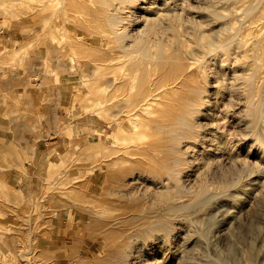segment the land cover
<instances>
[{
    "label": "rangeland",
    "instance_id": "obj_1",
    "mask_svg": "<svg viewBox=\"0 0 264 264\" xmlns=\"http://www.w3.org/2000/svg\"><path fill=\"white\" fill-rule=\"evenodd\" d=\"M138 2L68 0L76 9L65 14L67 18L55 29L51 26V13L55 7L61 9L60 1L54 6L45 1L41 8L39 0H0V264H57L60 261L63 264H202V260L225 256L231 249L237 257L244 256H239L244 262L240 264H264V249H261L264 247V144H257L253 137L249 124L250 103L247 94L242 96L247 82H252L255 90L264 89V0H146L141 3L145 8L137 12ZM116 3L121 6L119 18L110 23L92 11L93 6L107 8ZM77 5L87 9H78ZM146 6L161 8L160 12L163 9L167 14L169 25H157L160 33L148 32V21H144L146 16L142 12ZM39 20L46 21L42 34ZM115 21L123 29L120 41L108 35L111 22ZM197 21L202 25L201 30L216 36L211 55L208 52L204 55L197 48L200 44L193 32ZM208 21L211 22L207 24ZM132 31L142 34V38L146 36L144 43L129 47L130 53L124 58L103 62L102 72L95 73L90 85L99 75L110 76L125 69L134 71V98L127 103L130 106L140 90L149 88L151 80L156 81L158 75L160 83L167 77V81H173L185 75L187 80L182 90L206 97L205 101L195 104L202 111L194 118L199 125L198 137L180 138L178 147L185 163L178 172H169L160 162L144 163L122 176L123 164L114 163L122 151L129 149L133 154L138 151L146 159L159 153L144 144L137 147L138 142L129 139L135 138L134 130L145 126L146 117L133 113L129 126L122 116L121 98L110 96L108 102L85 108L87 101L80 98L85 96L82 90H76L75 84L83 75L80 66L70 60L71 48L77 52L78 62L92 64L104 51L118 54V46L126 42ZM259 32L263 34L260 36ZM220 35L222 38L218 40ZM155 37L163 44L162 51L155 46L148 47V39L155 40ZM95 39L109 41L108 46L100 45ZM195 49L198 54L202 53L204 61ZM240 54L248 56L246 65L240 60ZM138 61L142 64L135 69ZM238 77H243V83ZM234 84L239 89H234ZM98 90L104 94L102 88ZM106 90L110 95L112 89ZM71 92L80 95L75 94L73 99ZM157 98L150 109L178 108L173 101ZM206 99L210 101L207 103ZM257 127L264 135L263 116ZM151 129L154 133L159 131ZM41 135L55 136L58 145L53 151L49 146L41 147ZM87 147L104 159V171L96 169L92 173L91 157L85 154ZM44 157L59 163L58 181H64L62 189L68 191L67 197L57 193L54 177L46 179L41 160ZM120 175L127 182L131 180L127 186L134 187L135 194L146 203L145 214L149 213L146 216L166 223L168 234H158L161 231L155 229L132 230L129 219L121 218L120 224H111L104 217L103 211L108 205L105 202L119 184ZM90 182V191H87L84 185ZM225 182L226 192L207 206H190L174 215L162 213L163 201L157 199L160 190L173 193L177 187V193L182 195L179 200L192 202L198 192L217 191L219 184ZM253 243L258 254L246 257L244 254ZM188 253L192 260H188ZM63 256L68 257V263L61 260Z\"/></svg>",
    "mask_w": 264,
    "mask_h": 264
},
{
    "label": "bare ground",
    "instance_id": "obj_2",
    "mask_svg": "<svg viewBox=\"0 0 264 264\" xmlns=\"http://www.w3.org/2000/svg\"><path fill=\"white\" fill-rule=\"evenodd\" d=\"M45 1L49 4V5H53L55 4V2L60 1L61 3H63V6L60 8H54L52 13H51V26L53 28H58V26H60V21H63L64 19L67 18V16H65V14H69L71 13L74 9H76L75 6H72L70 3H67L68 0H39L40 2V7L44 8L45 6ZM89 1V0H88ZM137 1V0H136ZM140 4H136L135 7V11H141L145 8V5L141 4V3H145L146 0H138ZM256 1V0H255ZM251 2V1H250ZM263 2V1H262ZM261 2V3H262ZM152 3V2H151ZM162 4V3H161ZM160 4V6H161ZM258 4V2H257ZM259 5H261L259 3ZM258 5V6H259ZM159 6V5H158ZM257 6V9H258ZM92 7V6H91ZM147 7V6H146ZM260 7V6H259ZM262 7V6H261ZM260 7V8H261ZM78 9L84 8L85 10L87 9L86 6L83 5H77ZM94 9H92V11H94L95 13H98V17H102L101 19L105 20L107 19L108 22L110 23V21H113V19H118V12L121 9V6L116 3L115 5L109 6V7H105V8H99V7H94ZM256 8V7H255ZM255 8H253L254 11L257 12V9L255 10ZM259 8V9H260ZM168 9V8H166ZM258 9V11H260ZM262 9V8H261ZM91 10V9H89ZM161 8H154L152 7H147L143 12L144 15V21H148L147 23V27H148V32L150 33H158L159 30L161 31V29L157 28V25H160V23H165L167 25L168 21L167 18L165 17V15H167L166 13H164V10L162 9L163 13L160 12ZM264 10V8H263ZM252 11V10H249ZM89 12V11H88ZM141 12V13H142ZM140 13V14H141ZM249 13V12H248ZM247 13V14H248ZM262 13V12H261ZM260 13V14H261ZM64 14V16H63ZM88 14V13H87ZM143 14L141 16H143ZM180 14V13H179ZM244 14V13H243ZM246 14V15H247ZM217 15V13H216ZM221 15V14H220ZM219 15V16H220ZM139 16V14H138ZM258 16V15H257ZM252 19V18H251ZM253 20V19H252ZM249 21V20H248ZM39 22L41 23V25L43 26L41 29V34L43 33V31L46 28V21L45 20H39ZM199 24V21H197ZM207 22V21H206ZM211 21H208L207 24H209ZM264 22V21H262ZM205 23V22H204ZM202 22V24H204ZM250 23V22H249ZM111 24H113L110 29L108 30V35L111 36L112 39L115 40H119L122 39L121 37V33H122V26H120V24L118 23V21L115 22H111ZM197 23H195V25L193 26V32H194V37L196 38L198 42V45L200 44V47H197L196 43V47L199 48L200 52H204L203 54L205 55V52H208L209 55H211V46H214L213 42L216 38L215 34H212L209 31H203L201 30L200 26L201 23L198 25ZM257 24V23H256ZM50 25V24H49ZM211 25V24H210ZM259 26V25H257ZM262 26V25H261ZM212 27V25H211ZM264 27V25H263ZM192 28V27H190ZM208 28H210V26H208ZM234 28V27H233ZM257 28V27H256ZM146 29V28H145ZM214 29V28H213ZM212 29V30H213ZM76 30V29H75ZM137 31V30H136ZM136 31H132L129 34V38H127L126 42L123 45H119L118 46V50L117 53L118 54H112V53H108L107 51H104L99 58H96L93 60V63L91 64V62H87L85 64V62L80 63L78 62L77 59V52L73 51V47L71 48L72 50V55L70 57V60H73L76 65L80 66V69L82 70V77L79 78V82L75 84L76 86V90L77 91H81L83 92L82 95L85 96V98L80 97L82 100L85 99L87 101V104L85 106L86 107H90L91 105H97L99 103H101V101L103 102H108L107 100L109 99L110 96H115V97H119L121 98L122 102H120L121 107L124 108V110L122 111V116L125 117V121L128 122L129 126L131 125L132 121L130 120L132 118V114H138L141 115L143 114V116H145V121L146 124L145 126H143L141 129L139 130H134L133 133L135 135V138H129L130 141H133V139H135L134 141H137V147H141V145H147L149 147H154V149L158 150V154L157 157L151 158V159H146L145 157L139 155L138 151L137 152H131L129 149L126 151H122L121 154L118 156V159H115L114 163H122L123 164V172H122V176L126 175L128 173H130V171L132 169L135 168V166L137 165H144L145 164H150L153 165L155 163H162V165L165 167L169 172H178L181 169V165L185 163V159L182 158V156L180 155V148L178 147L179 143H180V138L184 135L189 136V137H198V132L196 130L197 127L199 126L196 123V120H194L195 116H197L198 114H202V111H200L199 109H196L195 104H197V102L201 101H205L204 97L206 96H201L200 94L197 93V95L193 94L192 91H186V90H182L183 89V83L187 80V77L185 75L176 78L175 80L171 81H167L168 77L164 80H162L163 82L160 83L161 77L160 75H158L156 77V81L153 79L151 80V83L149 84V88H142L140 91V95L138 94V97L132 102L133 104L128 106V99L130 98H134V85L133 81L134 79H136V74L134 73V71L132 70H120L112 75H99V78L97 81H93V84L90 85V82L93 80L95 73L98 72H102L101 65L103 62L106 61H113L115 59H121L124 58L126 56H128V54L130 53V50H127L129 47H132L133 45L136 46H140V44L144 43V39L146 38H142L140 33L136 32ZM141 31V30H140ZM192 31V30H191ZM190 31V34H191ZM238 32V30H237ZM256 32V31H255ZM160 33V32H159ZM227 33V32H225ZM254 33V32H253ZM264 33V32H263ZM261 32V34H263ZM183 34V33H182ZM260 34V32H259ZM260 34V36H261ZM157 35V34H156ZM155 35V36H156ZM241 35V34H240ZM183 36V35H182ZM128 37V36H127ZM161 37V35H160ZM185 37V36H184ZM189 37V36H188ZM222 36L220 35L218 40H220ZM74 38V37H72ZM77 38V37H76ZM80 39V38H79ZM190 39H193L192 37ZM190 39H188L190 41ZM71 40V39H70ZM75 40V39H74ZM100 45L103 46H108L109 41L107 40H100V39H95ZM187 40V42H188ZM230 40V39H229ZM227 40V41H229ZM254 40V39H253ZM264 40V39H263ZM58 41V40H57ZM72 41V40H71ZM105 41V42H104ZM120 41V40H119ZM238 42V40H236ZM60 42V40H59ZM181 42V41H180ZM186 42V40H185ZM184 42V43H185ZM186 42V44H187ZM226 42V41H225ZM73 43V42H72ZM76 43V42H75ZM73 43V44H75ZM183 43V42H182ZM223 42H221L222 44ZM66 44V41H65ZM64 44V45H65ZM212 44V45H211ZM220 45V43H218ZM217 44V46H218ZM259 44V42H258ZM60 45V44H59ZM63 45V44H62ZM93 45V44H92ZM263 45V44H262ZM75 46H77L75 44ZM155 46L157 47V49L159 51L163 50V44L160 43V41L157 39V37H155V40H149L148 39V47H152ZM229 46V45H228ZM227 46V48H228ZM238 46V44H237ZM61 46H59L60 48ZM77 47H80L79 45ZM260 47V46H259ZM235 48V47H234ZM233 48V49H234ZM256 48V47H255ZM64 49V48H63ZM147 49V48H146ZM260 49V48H259ZM263 49V48H262ZM67 50V48H66ZM196 50V49H195ZM194 50V51H195ZM251 50V49H250ZM190 51V50H189ZM236 51V50H235ZM252 51V50H251ZM255 51V49H254ZM261 51V50H260ZM193 52V51H192ZM197 52V50L195 51ZM199 52V53H200ZM219 52V49H218ZM221 52V50H220ZM240 52V51H238ZM247 51H245L246 53ZM259 52V51H257ZM146 53V52H145ZM190 53V52H189ZM194 53V52H193ZM215 53V51H214ZM213 53V54H214ZM235 53V52H234ZM233 53V54H234ZM237 53V52H236ZM198 54V52H197ZM207 54V53H206ZM217 54V53H216ZM223 54V52H222ZM196 55V54H195ZM200 54H198L199 56ZM208 55V54H207ZM232 55V53H231ZM235 55V54H234ZM213 56V55H212ZM223 56V55H222ZM230 56V54H229ZM200 57H202V53L200 55ZM199 57V58H200ZM204 57V56H203ZM203 57L200 58V60H203ZM236 57V56H235ZM240 60L243 61V63L245 64L246 59L248 56L245 55H241L240 54ZM258 57V56H257ZM262 57V56H261ZM260 57V58H261ZM90 58V57H89ZM198 58V59H199ZM218 58H220L218 56ZM227 58V57H226ZM225 58V59H226ZM69 59V58H68ZM67 59V60H68ZM206 59V58H205ZM217 59V57L215 58V60ZM238 59V58H237ZM250 59V58H249ZM221 60V61H220ZM219 61L222 63V60H224V58L221 57ZM65 61V60H64ZM204 61V60H203ZM228 61V60H226ZM252 61V60H251ZM250 61V63H252ZM45 62V61H44ZM216 62V61H215ZM234 62V61H233ZM50 63V61H49ZM201 63V62H200ZM220 63V64H221ZM237 63V61H236ZM242 62H240L241 64ZM248 63V62H247ZM133 64V63H132ZM142 64V61H138L136 63L137 66H135V69H137V67L139 65ZM225 64V61L224 63ZM238 64V63H237ZM236 64V65H237ZM222 65V64H221ZM246 65V64H245ZM251 66V64H250ZM223 67V66H222ZM245 67V66H243ZM259 67V66H258ZM221 68V67H220ZM240 68V67H239ZM248 66L245 68L247 69ZM52 70V69H51ZM50 70V71H51ZM223 70V69H222ZM247 73V72H246ZM245 73V74H246ZM250 73V72H249ZM252 73V71H251ZM257 73V72H256ZM260 74V73H259ZM237 75V74H236ZM243 75V73H242ZM242 75H239L240 77ZM238 76V75H237ZM236 76V77H237ZM244 76V75H243ZM247 76V75H245ZM244 76V77H245ZM256 76V75H255ZM254 76V77H255ZM238 77V78H240ZM261 77V76H260ZM246 78V77H245ZM241 79V78H240ZM243 79V77H242ZM241 79V82L243 83ZM248 79V78H247ZM262 79V78H261ZM255 81V80H253ZM63 84V83H62ZM242 84H240L241 86ZM261 85V83H260ZM237 86V85H233L232 87ZM155 87V88H154ZM238 87V86H237ZM256 88V86H254ZM103 89L104 94L99 93L98 89ZM112 89L111 94L109 95V93L107 92L106 89ZM244 89L242 90V96H244V94H247V102L250 103L248 105V107L250 106V112H249V117H250V122L249 124H251L252 126V132H253V137L255 136V141L257 144L259 145H263L264 144V135L259 131L258 129V123L260 122V119L262 118V116L264 117V89H260V90H255L253 89L252 86V82L251 83H246V87H243ZM67 89V88H66ZM233 89V88H232ZM234 89H239L234 87ZM242 89V88H241ZM240 89V90H241ZM73 90H74V86H73ZM137 90V89H136ZM253 91L255 92V94H253ZM74 92V91H72ZM71 92V93H72ZM79 93V92H78ZM78 93H72V97L73 99H75V94ZM137 93V92H135ZM80 95V94H78ZM71 96V95H70ZM136 96V95H135ZM159 97H164L165 99H167L169 102L175 103L178 108L176 110H169V109H161L156 111V109H150L149 106L151 104H154V102H157ZM246 96V95H245ZM75 97V98H74ZM78 98V97H77ZM209 98V97H207ZM244 98V97H243ZM246 98V97H245ZM71 99V98H70ZM118 99V98H117ZM77 100V99H76ZM207 100V99H206ZM210 101V99H208ZM207 100V103H208ZM246 100V99H245ZM80 101V100H79ZM71 102V100H70ZM77 103V101H76ZM75 103V104H76ZM81 104V102H80ZM82 105V104H81ZM207 105V104H205ZM213 105V104H212ZM200 106V105H199ZM197 106V107H199ZM247 107V108H248ZM203 109V108H202ZM208 109V108H207ZM248 110V109H247ZM120 112V111H119ZM126 112V113H125ZM205 113L207 114V111H205ZM209 114V113H208ZM199 117V116H198ZM55 118V117H53ZM196 119V118H195ZM198 119V118H197ZM205 119V118H204ZM201 122V121H198ZM200 124V123H199ZM213 124V123H212ZM248 124V125H249ZM204 125V124H203ZM208 125V124H207ZM210 125V123H209ZM247 125V124H246ZM247 125V126H248ZM151 126V127H150ZM202 126V125H201ZM150 127V128H149ZM206 127V126H205ZM151 128H154L155 130H159L157 132H153ZM211 129V128H210ZM249 129V130H250ZM205 130V128L203 129ZM264 132V131H263ZM202 133V131H201ZM125 136V135H124ZM122 138V137H121ZM124 138V137H123ZM127 138V137H126ZM125 140L128 141V138ZM204 138V137H203ZM186 139V138H184ZM122 140V139H121ZM190 140V139H189ZM195 140V139H194ZM254 140V139H253ZM187 141V139H186ZM126 142V141H125ZM124 142V143H125ZM190 142V141H188ZM169 143H171V145H168ZM186 143V142H185ZM184 144V141H183ZM125 146V145H124ZM255 146V145H254ZM258 146V145H257ZM256 146V147H257ZM259 148V147H258ZM85 154L88 155L89 157H91V164H90V169L92 171V173H95L96 169H100L102 171L105 170L104 165L102 164V162H104V159L101 158L100 154L92 151V149L90 147L85 148ZM44 152V151H42ZM203 154V153H202ZM205 158V157H204ZM196 159V158H195ZM43 162V170L45 172V177L47 180H51V177H54V184L55 187H57L59 189L58 192H60L61 197H64L66 195V191H64L62 188L64 181H58V177H59V172L57 171V166L59 163L54 162L53 160H47L46 157L41 159ZM202 160V159H201ZM200 161V160H199ZM170 162V163H169ZM198 164V163H197ZM109 165V164H108ZM193 165V164H192ZM200 165V163H199ZM205 166V165H204ZM184 167V166H183ZM61 168V167H59ZM185 168V167H184ZM135 170V169H134ZM185 171V170H184ZM242 170H240L241 172ZM108 172V171H107ZM256 172V171H255ZM185 174V173H184ZM243 174V171H242ZM239 175V174H238ZM241 175V174H240ZM244 175V174H243ZM258 175V174H256ZM80 176V175H79ZM121 176V175H120ZM121 176V177H122ZM139 176V175H138ZM217 176V175H216ZM242 176V175H241ZM250 176V175H249ZM215 177V176H214ZM219 177V176H218ZM22 178V177H21ZM103 178V177H102ZM139 178V177H138ZM136 178V179H138ZM217 178V177H216ZM129 179V178H128ZM133 179V178H132ZM182 179V178H181ZM214 179V178H212ZM240 179V178H239ZM91 180V179H90ZM135 180V179H134ZM211 180V179H210ZM209 180V181H210ZM238 180V179H237ZM256 180V179H255ZM22 181V180H21ZM119 184L117 183L114 186L113 191L110 192L111 196L108 198V200L105 202L106 204H108L107 206H105V210L103 211L104 213H106V215H104V217H108L109 221L111 224H117L118 220L122 219H129L132 221V224H130V229H141V230H158L161 232H158V234L161 233H165L168 234V228L166 223L164 224L161 220H156L155 218L152 219L147 217L146 213L145 214V210H146V203L137 195L135 194V192L133 191L131 187L129 188L127 186V183H130V181H126L123 177L120 178L119 180ZM140 181V180H139ZM221 181V180H220ZM225 181V180H224ZM242 181V179H241ZM230 182V181H229ZM233 182V181H232ZM238 182V181H237ZM240 182V181H239ZM52 183V182H51ZM93 183V182H92ZM202 183V182H201ZM212 183V182H210ZM219 183V182H218ZM263 183V182H262ZM74 184V183H73ZM136 184V182H135ZM199 184V183H198ZM214 184H216V182H214ZM240 184V183H239ZM134 185V184H133ZM132 185V186H133ZM226 182L225 183H220L219 184V188H217V191H210L209 189H207V185H205L207 190H202L201 192H198L197 195H195L192 200V202H185V201H181L179 200L180 197L182 195H180V193L178 192V188H175L176 192L170 193L167 192V190L165 191L164 189L159 192V195L157 197L158 200L163 201V209H162V213L165 215L166 213H169L170 215H174L175 212H180L183 209L187 208V207H194L197 208L199 206H201L202 204H206V206L211 203L212 200H214L215 197H219L220 194H224L226 192ZM231 185V183H230ZM238 185V183H237ZM85 189L87 191H90V187H91V182L89 184H85ZM255 186V185H254ZM258 186V185H257ZM261 186V185H260ZM264 186V185H263ZM236 187V186H235ZM262 187V186H261ZM199 188V187H198ZM212 188V187H211ZM196 189V188H195ZM201 189V187H200ZM230 189V188H229ZM233 189V188H231ZM71 191V190H70ZM137 193V192H136ZM18 194V193H17ZM70 194V193H69ZM22 196V194H21ZM67 197V196H65ZM19 198V196H18ZM223 201V200H222ZM147 202V201H146ZM83 206V205H82ZM148 206V205H147ZM222 206V204H221ZM88 207V206H87ZM86 207V208H87ZM80 211V210H79ZM158 211V210H157ZM85 212V211H84ZM83 212V213H84ZM100 212V211H99ZM152 212V211H150ZM200 212V211H199ZM211 212V211H210ZM187 213V212H186ZM102 214V213H101ZM153 214V212H152ZM82 215V214H81ZM102 215V216H103ZM169 215V216H170ZM123 216V217H122ZM81 219V218H80ZM88 219V218H87ZM121 219V220H122ZM128 220V221H129ZM83 221V220H82ZM126 221V220H125ZM121 221L118 222V224H120ZM123 222V221H122ZM180 222V221H179ZM108 223V222H107ZM125 222H123L124 224ZM127 223V221H126ZM131 223V222H130ZM223 223V222H222ZM129 224V223H128ZM178 224V222H177ZM108 225V224H107ZM118 226V225H117ZM127 226V225H126ZM181 227V226H180ZM219 227V226H218ZM223 227V226H222ZM2 228V227H1ZM176 228V227H175ZM116 229V228H115ZM217 229V227H216ZM222 229V228H221ZM124 230V229H123ZM208 230V227H207ZM206 230V231H207ZM0 231H2L0 229ZM215 231V230H214ZM123 232V231H122ZM203 232V230H202ZM210 233V231H209ZM7 234V233H5ZM155 234V233H154ZM204 234V232H203ZM207 233H205L206 235ZM162 235V234H161ZM209 235V234H207ZM94 236V235H93ZM168 237V236H167ZM213 237V236H211ZM151 238V237H149ZM157 238V237H156ZM163 238V236H162ZM208 239V237H207ZM210 239V238H209ZM212 239V238H211ZM159 240V239H158ZM205 241H206V237H205ZM4 242V238L3 241ZM204 242V241H203ZM209 242V240H208ZM213 242V241H212ZM145 243V241H144ZM202 243V242H201ZM207 243V241H206ZM210 243V242H209ZM214 243V242H213ZM235 249V248H234ZM261 249H264L261 248ZM197 251V250H196ZM194 251V252H196ZM262 252V251H261ZM260 253V252H259ZM118 254V253H117ZM189 254V253H188ZM187 254V255H188ZM195 254V253H193ZM198 254H200L198 252ZM258 254V249L256 248V246H254V243L250 245V249L249 252L247 254L246 257H253ZM263 254V253H262ZM190 255V254H189ZM196 255V254H195ZM194 256V258H196ZM241 255V254H240ZM238 254V257L236 255V253L234 252L233 249L229 250V252L222 257H218V258H209V259H205L202 260V264H240V262L243 260H241V258H243L244 256H240ZM201 256V255H200ZM218 256V255H217ZM239 256L241 257L239 259ZM259 256V255H258ZM264 256V255H263ZM64 258H62L61 260H67L68 263V257L63 256ZM254 257V258H255ZM262 257V256H261ZM111 258V257H109ZM188 258V257H187ZM191 255H190V259L188 258V260H192L191 259ZM207 258V257H205ZM247 259V258H245ZM252 259V258H251ZM200 260V259H199ZM196 261V259H195ZM197 261H198V255H197ZM71 262V261H70ZM115 262V261H114ZM113 262V263H114ZM189 262V261H188ZM232 262V263H231ZM248 262V261H245ZM244 263V262H241ZM61 264H63V261H61ZM117 264V263H116ZM184 264V263H183ZM194 264V263H193ZM196 264V263H195ZM248 264V263H246Z\"/></svg>",
    "mask_w": 264,
    "mask_h": 264
},
{
    "label": "crops",
    "instance_id": "obj_3",
    "mask_svg": "<svg viewBox=\"0 0 264 264\" xmlns=\"http://www.w3.org/2000/svg\"><path fill=\"white\" fill-rule=\"evenodd\" d=\"M54 137L55 136H49V137H44L43 135H41V141L39 142L40 144H41V147L44 149L45 148V146H49V148L48 149H50V150H54V148H56V146L58 145V144H55V140L56 139H54ZM29 180L30 181H32V179L31 178H29ZM57 264H61V261L60 262H57Z\"/></svg>",
    "mask_w": 264,
    "mask_h": 264
}]
</instances>
